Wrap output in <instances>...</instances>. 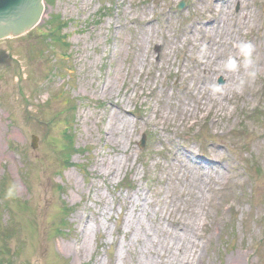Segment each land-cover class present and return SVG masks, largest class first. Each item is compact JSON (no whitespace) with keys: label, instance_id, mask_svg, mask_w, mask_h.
<instances>
[{"label":"rangeland","instance_id":"1","mask_svg":"<svg viewBox=\"0 0 264 264\" xmlns=\"http://www.w3.org/2000/svg\"><path fill=\"white\" fill-rule=\"evenodd\" d=\"M45 13L71 21L68 48H46L43 22L0 41L4 264H264V0H53ZM246 42L253 62L227 70ZM71 103L84 151L66 167Z\"/></svg>","mask_w":264,"mask_h":264},{"label":"water","instance_id":"2","mask_svg":"<svg viewBox=\"0 0 264 264\" xmlns=\"http://www.w3.org/2000/svg\"><path fill=\"white\" fill-rule=\"evenodd\" d=\"M42 0H0V38L23 34L38 22Z\"/></svg>","mask_w":264,"mask_h":264},{"label":"clouds","instance_id":"3","mask_svg":"<svg viewBox=\"0 0 264 264\" xmlns=\"http://www.w3.org/2000/svg\"><path fill=\"white\" fill-rule=\"evenodd\" d=\"M254 47L250 42L241 43L238 46V52L234 56H229L225 61V68L229 71H234L238 66V60L244 64H251L254 59ZM14 194V186L9 188L8 195L11 197Z\"/></svg>","mask_w":264,"mask_h":264},{"label":"trees","instance_id":"4","mask_svg":"<svg viewBox=\"0 0 264 264\" xmlns=\"http://www.w3.org/2000/svg\"><path fill=\"white\" fill-rule=\"evenodd\" d=\"M52 0H46V3H51ZM49 24H50V28L52 29V33H58L60 32L61 28L66 25V23H63L59 20V18L57 17H54V19H51L49 21ZM73 143H72V140H68L65 142V147L66 148V151H64V158H65V161H68V157H69V152L70 150H72V146ZM64 161V160H63ZM64 161V162H65Z\"/></svg>","mask_w":264,"mask_h":264},{"label":"bare ground","instance_id":"5","mask_svg":"<svg viewBox=\"0 0 264 264\" xmlns=\"http://www.w3.org/2000/svg\"><path fill=\"white\" fill-rule=\"evenodd\" d=\"M209 20V19H208ZM210 163H212V162H210ZM195 165L196 166H198L199 168H200V166L201 167H203L202 165H206L208 168H212L210 165H209V163H207V161L205 162V161H200L198 164L197 163H195ZM200 170H202V168H200ZM192 262H191V260H190V258H187L185 261H184V264H191Z\"/></svg>","mask_w":264,"mask_h":264}]
</instances>
